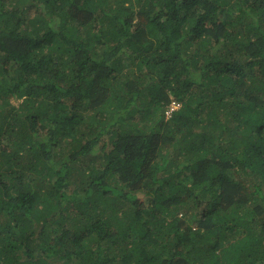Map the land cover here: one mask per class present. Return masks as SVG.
<instances>
[{
  "label": "trees",
  "instance_id": "obj_1",
  "mask_svg": "<svg viewBox=\"0 0 264 264\" xmlns=\"http://www.w3.org/2000/svg\"><path fill=\"white\" fill-rule=\"evenodd\" d=\"M0 264H264V0H0Z\"/></svg>",
  "mask_w": 264,
  "mask_h": 264
},
{
  "label": "rangeland",
  "instance_id": "obj_2",
  "mask_svg": "<svg viewBox=\"0 0 264 264\" xmlns=\"http://www.w3.org/2000/svg\"><path fill=\"white\" fill-rule=\"evenodd\" d=\"M12 104L16 105L17 102H13V101H12ZM180 105H181V104H180L179 102L172 101V103H171V105H170L168 111L166 112V117L168 118V117L170 116V114H171L172 111H176V110H178V109L180 108Z\"/></svg>",
  "mask_w": 264,
  "mask_h": 264
}]
</instances>
